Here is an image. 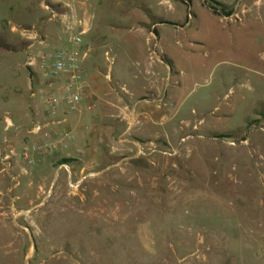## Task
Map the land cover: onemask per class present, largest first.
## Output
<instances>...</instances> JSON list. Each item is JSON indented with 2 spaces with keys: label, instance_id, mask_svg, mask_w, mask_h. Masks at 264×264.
Here are the masks:
<instances>
[{
  "label": "rangeland",
  "instance_id": "1",
  "mask_svg": "<svg viewBox=\"0 0 264 264\" xmlns=\"http://www.w3.org/2000/svg\"><path fill=\"white\" fill-rule=\"evenodd\" d=\"M77 35L115 46L103 66L127 89L105 81L125 116L95 101L77 121L79 103L32 138L33 104L49 115L65 81L25 63ZM137 60L158 88L134 80ZM0 126L20 152L54 146L33 163L12 154L0 264H264V0H0Z\"/></svg>",
  "mask_w": 264,
  "mask_h": 264
},
{
  "label": "crops",
  "instance_id": "2",
  "mask_svg": "<svg viewBox=\"0 0 264 264\" xmlns=\"http://www.w3.org/2000/svg\"><path fill=\"white\" fill-rule=\"evenodd\" d=\"M152 35L158 39V35L154 33ZM26 43H27L26 47L28 49H31L34 47L33 41H28ZM61 43L63 46L67 47V44L65 41H62ZM97 43L99 42L97 41ZM68 47L71 48V46H68ZM103 47H104L103 44L102 45L97 44L96 46H91L86 43L78 47L81 52V56L83 57L82 66L86 73L84 76V86L87 89H89L95 101L99 103L98 104L99 105V115L106 116L108 114H115L116 116L117 115L121 116L123 114V108H122L123 106L121 105L122 103L121 98L119 97L117 93H114L115 89L111 85L110 86L107 85L105 79H108L110 83L116 82L117 84L122 86V89H127V85L124 79L119 81V78L115 77V75L113 74L112 65H110L109 68H105L103 66L106 63V61L107 62L110 61V64L114 61V58L111 59L110 55H113V57L116 56V52L114 48L115 46L114 47L112 46L110 50H105V51L103 50ZM148 61H150V59ZM157 62L162 66L166 64V62H164V60L159 56L157 57ZM135 63L138 66L139 70H137L134 73L133 78L134 80H140L139 86H141L145 90L146 84L150 83L152 87L158 88L160 82L158 80H155L154 76L159 75L160 77V73L156 74V72H154L153 70L154 66L151 65L152 63L146 62L143 65L138 60L135 61ZM32 80H34V78L31 79V83L33 82ZM63 90H64V87H62V89H60L59 92L63 94L64 92ZM32 97H35V95H33ZM79 105H80L79 109L77 110L78 111L77 121L86 119V116L83 114L85 110L86 102L82 101V103H80ZM31 109H32L33 123L42 124V127H43L42 135L43 136H47L51 130L53 131L54 126L61 125L62 122L70 123L71 121V113L69 114L67 113L68 115L67 114L65 115L63 112L62 113L59 112V114H56L55 116H49V115L43 114V111L41 110V104H38V103L33 104ZM124 116L125 115L123 114L122 118L120 119L122 120ZM22 119L23 118H21L20 120ZM9 124L16 126L10 119H8V126ZM8 126L5 125L4 130H7ZM28 134L32 138H35V136H37V135H33L32 133H30V131L28 132ZM41 138L43 139V137ZM13 140L14 139H9L7 137H4L3 139L0 137V165L3 166L0 168V183H2V181L6 178L7 167L12 165L16 158L21 159L20 150L23 147L22 148L20 147V149H15L14 146L12 145ZM12 154H15V157H16L15 159L13 158Z\"/></svg>",
  "mask_w": 264,
  "mask_h": 264
},
{
  "label": "built area",
  "instance_id": "3",
  "mask_svg": "<svg viewBox=\"0 0 264 264\" xmlns=\"http://www.w3.org/2000/svg\"><path fill=\"white\" fill-rule=\"evenodd\" d=\"M82 26L80 34H84L89 30L87 24L82 23ZM81 43V35L73 36L71 38V48L58 49L51 53H41L38 59L30 57L25 63L33 76L36 75L34 68L38 66L42 77L47 80L50 86L62 79L65 81L63 94L52 91L43 98V104L49 116H55L58 111H62L66 115L70 109H74L82 101L86 102L89 110H93L97 106L92 93L84 86V76L86 73L82 66L83 57L78 48ZM33 95L35 94L32 93ZM10 126L12 125L9 124L8 128ZM41 130L42 125L35 124L30 133H38ZM53 149L54 146H51V143L36 144L31 148L29 146L25 147L23 152H21V156L24 161L33 163V157L30 154L31 150L38 151L40 155H43Z\"/></svg>",
  "mask_w": 264,
  "mask_h": 264
},
{
  "label": "trees",
  "instance_id": "4",
  "mask_svg": "<svg viewBox=\"0 0 264 264\" xmlns=\"http://www.w3.org/2000/svg\"><path fill=\"white\" fill-rule=\"evenodd\" d=\"M206 2V0H205ZM209 7L212 9V11L215 14H222L226 17H230L232 15V10H228V7L224 4H221L219 2L213 1L209 4ZM153 32L157 35L156 28L153 29ZM246 139V138H245ZM71 161V159H63L61 160V164H68Z\"/></svg>",
  "mask_w": 264,
  "mask_h": 264
}]
</instances>
